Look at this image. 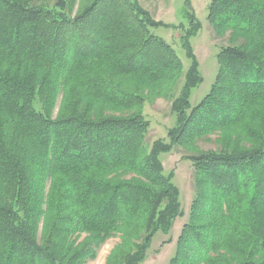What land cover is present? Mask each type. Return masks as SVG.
Wrapping results in <instances>:
<instances>
[{
    "label": "trees",
    "instance_id": "trees-1",
    "mask_svg": "<svg viewBox=\"0 0 264 264\" xmlns=\"http://www.w3.org/2000/svg\"><path fill=\"white\" fill-rule=\"evenodd\" d=\"M184 1L185 72L136 0H0V264H87L112 238L105 264H142L184 217L161 161L175 146L195 194L169 264H264V0L209 4L230 45L194 107L201 24ZM157 98L175 124L147 146Z\"/></svg>",
    "mask_w": 264,
    "mask_h": 264
},
{
    "label": "rangeland",
    "instance_id": "rangeland-1",
    "mask_svg": "<svg viewBox=\"0 0 264 264\" xmlns=\"http://www.w3.org/2000/svg\"><path fill=\"white\" fill-rule=\"evenodd\" d=\"M148 12L155 22H160L163 27L151 28V34L162 38L177 53L184 72L190 66L186 52L182 46V37L188 28L186 17L187 7L184 0H136ZM191 10L197 21L201 24L200 30L194 37L189 38L193 53L199 64V71L203 82L195 88L190 95V106L197 105L209 92L214 83L218 70L216 54L220 48L230 45L229 32L222 36L215 33L207 21L208 6L212 0H188ZM175 93V96L177 95ZM172 99L157 98L144 102L142 113L150 122V128L145 138L147 146L156 140L168 141L167 132L175 124V116L171 111ZM211 140H200L198 147L202 151H217L218 145L215 136ZM185 149L174 147L168 154L161 156L165 174L174 173L173 183L180 192V203L184 217L176 219L171 232L164 235L158 232L151 243L147 257L142 264H169L175 254L176 242L182 227L188 220L190 205L195 194L194 172L191 163L185 158L189 155ZM119 238L108 240L98 251L94 261L87 264H105L109 253L119 243ZM170 241L169 243H165ZM165 243V244H164Z\"/></svg>",
    "mask_w": 264,
    "mask_h": 264
}]
</instances>
